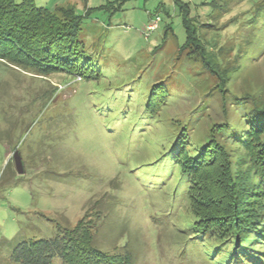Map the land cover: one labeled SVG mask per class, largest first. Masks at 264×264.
<instances>
[{"label": "rangeland", "instance_id": "rangeland-1", "mask_svg": "<svg viewBox=\"0 0 264 264\" xmlns=\"http://www.w3.org/2000/svg\"><path fill=\"white\" fill-rule=\"evenodd\" d=\"M34 1L81 15L82 38L101 50L105 70L88 81L0 61V264H17L11 255L20 241L54 237L97 210L99 246L127 243L136 264H219L206 243L179 234L199 203H186V190L202 199L210 188L206 175L185 183L174 162L171 170L169 158L157 159L171 124L191 116L202 133L225 119L222 80L196 48L181 49L186 22L205 57L221 62L229 55L222 49L243 52L245 69L227 83L233 94H264V0H181L185 11L176 0ZM156 16L159 27L147 31ZM160 82L168 98L147 115L145 100ZM16 150L24 174L16 170ZM161 165L167 169L158 173Z\"/></svg>", "mask_w": 264, "mask_h": 264}, {"label": "trees", "instance_id": "trees-1", "mask_svg": "<svg viewBox=\"0 0 264 264\" xmlns=\"http://www.w3.org/2000/svg\"><path fill=\"white\" fill-rule=\"evenodd\" d=\"M176 1L185 11L186 5ZM186 25L188 37L181 49L196 48L210 72L222 80L218 90L225 119L202 133L191 116L180 125L171 124V140L158 156L159 161L169 158L171 170L173 162L179 167L182 182L189 177L197 182L203 173L210 186L200 200L185 189L186 203L189 199L199 203H193L194 221L179 234L206 243L219 264H264V94L262 89L233 94L227 83L245 69L243 52L234 57L230 49H222L229 55L221 62L205 57L201 39L189 22ZM82 29V16L70 7L52 11L34 0H0V61L45 77L63 72L88 81L101 78L105 70L101 50L83 40ZM164 84L153 85L145 100L147 115L165 104ZM160 168L158 173L167 169ZM91 213L54 237L20 241L12 259L17 264H136L127 243L112 250L99 246L95 220L101 211Z\"/></svg>", "mask_w": 264, "mask_h": 264}, {"label": "water", "instance_id": "water-1", "mask_svg": "<svg viewBox=\"0 0 264 264\" xmlns=\"http://www.w3.org/2000/svg\"><path fill=\"white\" fill-rule=\"evenodd\" d=\"M14 160H15V165H16V170L19 174H24L26 172L24 162L22 155L19 150H16L14 153Z\"/></svg>", "mask_w": 264, "mask_h": 264}, {"label": "built area", "instance_id": "built-area-1", "mask_svg": "<svg viewBox=\"0 0 264 264\" xmlns=\"http://www.w3.org/2000/svg\"><path fill=\"white\" fill-rule=\"evenodd\" d=\"M161 19L159 16H156L154 20L147 26V31H154L159 27Z\"/></svg>", "mask_w": 264, "mask_h": 264}]
</instances>
